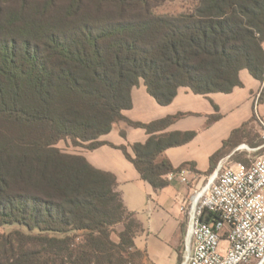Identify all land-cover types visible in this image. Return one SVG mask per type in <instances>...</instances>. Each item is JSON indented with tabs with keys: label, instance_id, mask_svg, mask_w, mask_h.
Returning <instances> with one entry per match:
<instances>
[{
	"label": "trees",
	"instance_id": "16d2710c",
	"mask_svg": "<svg viewBox=\"0 0 264 264\" xmlns=\"http://www.w3.org/2000/svg\"><path fill=\"white\" fill-rule=\"evenodd\" d=\"M166 1L0 0V264H127L131 250L146 254L115 174L58 143L94 149L115 122L144 128L151 136L133 154L119 148L160 190L170 173L196 171L194 162L174 167L165 151L197 132H162L186 113L130 120L132 89L143 80L167 105L182 86L229 93L242 69L264 81V0H188L184 11L157 13ZM253 120L232 131L208 172Z\"/></svg>",
	"mask_w": 264,
	"mask_h": 264
},
{
	"label": "crops",
	"instance_id": "0c3cea01",
	"mask_svg": "<svg viewBox=\"0 0 264 264\" xmlns=\"http://www.w3.org/2000/svg\"><path fill=\"white\" fill-rule=\"evenodd\" d=\"M240 79L242 85L229 93L197 94L182 86L167 105L158 103L143 80L132 89L133 105L124 111L132 121L149 123L178 113L187 114L162 131L197 132L189 142L165 151L174 167L185 162L196 164V171L189 167L183 169L186 181L179 175L182 170L174 173L173 178L169 174L168 185L160 190L142 179L119 146H127L133 154L131 145L145 143L151 134L124 120L115 122L111 131L100 137L105 144L94 149L74 148V153L84 155L95 167L115 174L126 207L142 224L143 231L136 236L135 243L146 252V263L178 264L186 237L187 205L192 193L208 178L211 156L223 146L234 129L250 122L256 114L264 117V101L256 103V98L259 96L260 99L264 91V81L254 77L248 69L240 71ZM214 114L221 117L210 123V116Z\"/></svg>",
	"mask_w": 264,
	"mask_h": 264
},
{
	"label": "built area",
	"instance_id": "2783aa9c",
	"mask_svg": "<svg viewBox=\"0 0 264 264\" xmlns=\"http://www.w3.org/2000/svg\"><path fill=\"white\" fill-rule=\"evenodd\" d=\"M256 121L263 142L249 150L262 152L249 163L224 167L220 162L192 193L182 264H264V117L256 114ZM205 212L211 221L202 218Z\"/></svg>",
	"mask_w": 264,
	"mask_h": 264
},
{
	"label": "rangeland",
	"instance_id": "374dc122",
	"mask_svg": "<svg viewBox=\"0 0 264 264\" xmlns=\"http://www.w3.org/2000/svg\"><path fill=\"white\" fill-rule=\"evenodd\" d=\"M192 6V3L188 0H168L161 5H159L156 8L157 13H178L181 11H184L188 9L189 7ZM263 142V137H262V130L260 126L255 123V124H250L247 127V132L245 133V136H243L241 143L237 146V148L233 150H228V154L222 158L220 162H222L224 167H230L232 166L235 162H244V163H249L251 160L255 159L261 152L262 150L259 151H252L249 150V147L254 146L253 144H260ZM58 146L67 152H73L75 146L71 144L70 141H60L58 143ZM217 164V166H218ZM214 173L213 172H208V178L204 182V184L208 181L209 177ZM124 229V225L122 223L116 225L114 227V231L112 234V237L114 240L118 241L119 237L118 234ZM186 232V231H185ZM185 248V238L181 247V253L183 255ZM133 252L132 255H125V258L128 260L127 264H148L145 261V256L146 254H138L134 253V250H131ZM182 260L179 264H182Z\"/></svg>",
	"mask_w": 264,
	"mask_h": 264
}]
</instances>
